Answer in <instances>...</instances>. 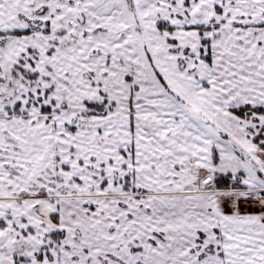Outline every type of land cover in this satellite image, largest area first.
I'll list each match as a JSON object with an SVG mask.
<instances>
[{
  "label": "snow or ice",
  "instance_id": "obj_1",
  "mask_svg": "<svg viewBox=\"0 0 264 264\" xmlns=\"http://www.w3.org/2000/svg\"><path fill=\"white\" fill-rule=\"evenodd\" d=\"M0 264H264V0H0Z\"/></svg>",
  "mask_w": 264,
  "mask_h": 264
}]
</instances>
